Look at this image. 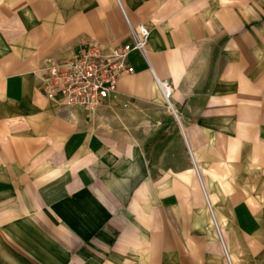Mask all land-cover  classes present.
<instances>
[{"label": "crops", "instance_id": "obj_1", "mask_svg": "<svg viewBox=\"0 0 264 264\" xmlns=\"http://www.w3.org/2000/svg\"><path fill=\"white\" fill-rule=\"evenodd\" d=\"M139 24L101 109L40 91ZM215 225L230 264H264V0H0V264H229Z\"/></svg>", "mask_w": 264, "mask_h": 264}, {"label": "built area", "instance_id": "obj_2", "mask_svg": "<svg viewBox=\"0 0 264 264\" xmlns=\"http://www.w3.org/2000/svg\"><path fill=\"white\" fill-rule=\"evenodd\" d=\"M129 36L130 43L109 49L94 40H82L79 50L73 58L53 64L44 70V74L39 78L40 91L49 101L61 108L79 109L92 115L105 106L108 99L116 94L120 79L134 74V68L129 62V55L132 52H138L146 57L149 37V30L146 26L142 24L129 25ZM159 86L169 110L175 116L170 105L171 86L167 82H161ZM194 170L204 199L208 202L195 166ZM215 228L224 256L229 263L222 232L216 225Z\"/></svg>", "mask_w": 264, "mask_h": 264}, {"label": "rangeland", "instance_id": "obj_3", "mask_svg": "<svg viewBox=\"0 0 264 264\" xmlns=\"http://www.w3.org/2000/svg\"><path fill=\"white\" fill-rule=\"evenodd\" d=\"M163 96V95H162ZM164 97V96H163ZM165 99V98H164ZM168 110V113L170 114V116H171V118H173L172 116H174L173 115V113L169 110V109H167ZM200 192H201V195L203 196V199H204V195H203V193H202V191H201V188H200Z\"/></svg>", "mask_w": 264, "mask_h": 264}, {"label": "bare ground", "instance_id": "obj_4", "mask_svg": "<svg viewBox=\"0 0 264 264\" xmlns=\"http://www.w3.org/2000/svg\"><path fill=\"white\" fill-rule=\"evenodd\" d=\"M166 101V100H165ZM167 103V102H166Z\"/></svg>", "mask_w": 264, "mask_h": 264}]
</instances>
